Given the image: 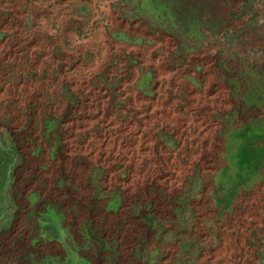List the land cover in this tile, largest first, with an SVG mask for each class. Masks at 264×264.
<instances>
[{"label": "rangeland", "instance_id": "obj_1", "mask_svg": "<svg viewBox=\"0 0 264 264\" xmlns=\"http://www.w3.org/2000/svg\"><path fill=\"white\" fill-rule=\"evenodd\" d=\"M0 264H264V0H0Z\"/></svg>", "mask_w": 264, "mask_h": 264}]
</instances>
